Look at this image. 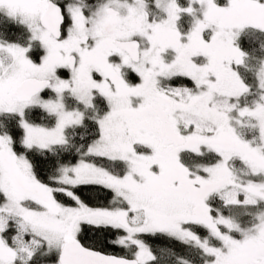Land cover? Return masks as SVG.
Here are the masks:
<instances>
[{
    "label": "snow or ice",
    "instance_id": "snow-or-ice-1",
    "mask_svg": "<svg viewBox=\"0 0 264 264\" xmlns=\"http://www.w3.org/2000/svg\"><path fill=\"white\" fill-rule=\"evenodd\" d=\"M0 264H264V0H0Z\"/></svg>",
    "mask_w": 264,
    "mask_h": 264
}]
</instances>
